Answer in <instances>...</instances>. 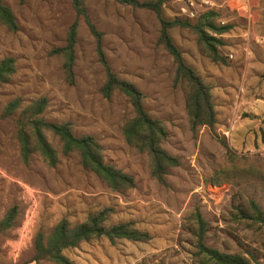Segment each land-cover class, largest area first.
I'll return each mask as SVG.
<instances>
[{
  "label": "rangeland",
  "instance_id": "obj_1",
  "mask_svg": "<svg viewBox=\"0 0 264 264\" xmlns=\"http://www.w3.org/2000/svg\"><path fill=\"white\" fill-rule=\"evenodd\" d=\"M14 12L18 29L0 22V59L12 56L16 72L0 84V115L16 97L26 103L48 98L47 121L69 122L78 136L92 135L104 159L132 175L135 186L114 190L85 169L78 152L64 154L59 137L46 134L57 149V165L35 153L20 155L13 118H0V219L13 207L18 216L0 236V264H22L33 252L40 230L59 220L82 222L108 209L107 227L123 222L151 238L112 242L102 236L66 250L74 264H197L189 225L200 211L207 221V244L264 264V226L234 218L235 207L254 199L264 209V0H171L166 18L196 22L207 10L232 28L221 34L224 61H214L190 27H173L174 42L209 86L217 113L214 128L191 129L186 99L189 85L178 79L172 54L159 42L154 11L122 0H83L97 28L111 69L144 93V105L168 131L161 147L180 158L162 183L152 175L151 156L127 143L123 126L134 116L128 96L116 90L104 96L106 69L96 39L79 17L75 44V81L69 83L62 55L77 18L73 0H2ZM225 141V142H223ZM27 264H35L28 262ZM45 264H54L46 262Z\"/></svg>",
  "mask_w": 264,
  "mask_h": 264
},
{
  "label": "trees",
  "instance_id": "obj_2",
  "mask_svg": "<svg viewBox=\"0 0 264 264\" xmlns=\"http://www.w3.org/2000/svg\"><path fill=\"white\" fill-rule=\"evenodd\" d=\"M169 1L171 0H122L130 5L148 8L155 12L161 25L159 42L172 54L177 65V78L186 80L190 88L186 107L191 129L196 131L198 127L205 125L214 128L217 113L210 88L199 73L186 62L170 30L176 26L192 28L198 34L205 52L214 61H224L219 49V46L224 44V40L220 35L228 32L232 24L219 23L217 21L219 12L213 9L202 13L196 22L183 17L168 19L164 15V6ZM73 5L77 18L69 27L66 44L54 49V52L62 55L64 59L63 68L67 81L71 84L75 81V44L79 17H82L96 39L98 54L106 69L107 76L102 86L104 96L110 97L114 91L120 90L128 96L134 107V116L128 119L123 126L124 137L131 146L150 154L152 175L164 183L168 170L180 165L178 156L161 147L162 141L168 135L166 127L161 120L153 117L146 109L144 93L134 83L120 78L111 69L103 50V32L93 22L83 5V0H73ZM0 22L12 31L18 29V21L14 12L2 0H0ZM16 69L14 57L5 56L0 59V84L8 83ZM48 103L46 96H40L26 103L21 97H16L10 100L1 112L0 118H13L20 155L24 162H28L33 154L39 153L49 165H57L58 151L46 134V130H51L59 137L64 154L78 152L82 166L95 173L109 187L122 190L135 186L136 182L132 175L105 161L103 146L94 136L76 135L69 122L47 121L44 113ZM233 214L234 218L240 222L264 226V209L254 199L249 201L248 208L237 205ZM108 215V209H102L90 214L86 220L74 224L67 218H62L49 231H38L34 237L33 252L27 262L22 264L28 262L74 264L66 250L102 236L112 242L121 238L135 241H147L151 238L149 232L134 228L128 222L107 227L105 221ZM17 216L18 209L13 206L0 219V236L14 226ZM189 228L195 238L193 254L197 264H263L253 252H248L247 256L239 252L221 251L207 244V221L198 210L192 214Z\"/></svg>",
  "mask_w": 264,
  "mask_h": 264
}]
</instances>
